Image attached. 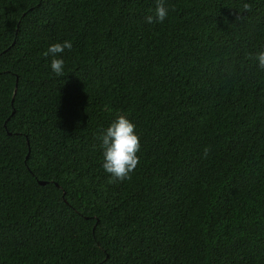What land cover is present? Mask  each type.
I'll list each match as a JSON object with an SVG mask.
<instances>
[{
  "label": "trees",
  "instance_id": "1",
  "mask_svg": "<svg viewBox=\"0 0 264 264\" xmlns=\"http://www.w3.org/2000/svg\"><path fill=\"white\" fill-rule=\"evenodd\" d=\"M155 4L0 0V264H264V0ZM119 114L141 150L112 183Z\"/></svg>",
  "mask_w": 264,
  "mask_h": 264
},
{
  "label": "clouds",
  "instance_id": "2",
  "mask_svg": "<svg viewBox=\"0 0 264 264\" xmlns=\"http://www.w3.org/2000/svg\"><path fill=\"white\" fill-rule=\"evenodd\" d=\"M167 0H156L152 14L145 16L148 24L162 23L169 16ZM244 11H250V5H244ZM73 44L70 40L49 45L44 55L51 57L50 68L57 76H63L65 72V60L63 53L71 50ZM257 66L264 69V50L256 53ZM99 146L102 151V168L109 177L110 182L129 179L139 164L138 153L141 150L140 135L136 131V125L126 115L119 114L103 129L98 136Z\"/></svg>",
  "mask_w": 264,
  "mask_h": 264
},
{
  "label": "water",
  "instance_id": "3",
  "mask_svg": "<svg viewBox=\"0 0 264 264\" xmlns=\"http://www.w3.org/2000/svg\"><path fill=\"white\" fill-rule=\"evenodd\" d=\"M38 183H39L40 185H44L46 182L39 181Z\"/></svg>",
  "mask_w": 264,
  "mask_h": 264
}]
</instances>
